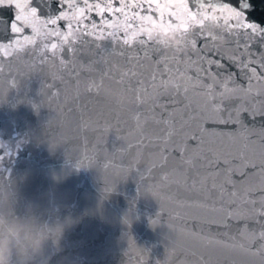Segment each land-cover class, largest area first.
I'll return each instance as SVG.
<instances>
[{"label": "snow or ice", "instance_id": "6c2138e0", "mask_svg": "<svg viewBox=\"0 0 264 264\" xmlns=\"http://www.w3.org/2000/svg\"><path fill=\"white\" fill-rule=\"evenodd\" d=\"M41 4L47 5L46 13ZM0 7L14 9L11 19L0 16V32L10 33L8 42L0 43L3 56H27L29 73L39 76L56 68L61 74H52V78L61 83L62 74L67 73L76 81V99L80 96L81 73L99 68V79H88L84 92L98 95L105 89L106 80L117 85L121 101L127 99L136 109L130 113L133 131L140 133L135 146H142L146 140L155 143L161 166L167 163L172 149L181 153L182 163L191 165L186 159L187 139H174L186 129L191 132L189 138L198 144L207 136L242 139V148L236 153L209 149L202 154L213 174L191 178V187L195 189L200 183L208 187V195L194 203L212 215L201 220V231L193 235L205 248L264 258V132L253 141L242 118L243 113L253 118L264 115V24L247 21L245 10L251 9L250 0H235V4L231 0L207 4L192 0L191 5L188 0L174 4H161L159 0H0ZM217 12L229 14L223 17V23ZM153 13L158 14L159 22ZM209 21L217 25L212 32L205 29ZM27 29L30 35L24 34ZM169 30L177 33L178 44L165 38ZM4 63L0 59V76ZM190 69L194 76L187 75ZM53 87L54 83L45 85L42 79L40 92L43 95L45 88L50 91ZM190 91L200 96L195 107L189 100ZM51 95L58 97L59 92ZM182 102L187 120L177 128L163 116L170 104ZM149 122L163 126L155 140L144 133ZM206 123L239 127L235 132H216L206 129ZM132 147L128 144L121 151ZM136 163L134 160L130 168ZM234 173L241 177L239 181L233 179ZM255 177L262 179L256 183ZM208 179L212 180L210 186ZM229 185L231 190L226 187ZM212 192H217L219 198L214 199ZM212 226L216 232L203 231ZM184 264L211 261L205 252L193 249L185 256ZM224 264H229L227 257Z\"/></svg>", "mask_w": 264, "mask_h": 264}, {"label": "water", "instance_id": "95a60500", "mask_svg": "<svg viewBox=\"0 0 264 264\" xmlns=\"http://www.w3.org/2000/svg\"><path fill=\"white\" fill-rule=\"evenodd\" d=\"M178 2L159 0L161 4ZM188 2L192 4V0ZM231 2L235 4V0ZM250 2L251 9L245 10L247 21L264 24V0ZM40 7L47 12L46 4ZM172 10L177 11L175 7ZM13 14V8L0 7V16L11 19ZM216 15L222 17L223 23V17L229 14ZM153 16L159 22L158 14ZM168 20L166 14L164 23ZM24 34L30 35L31 30ZM9 35L0 32V43H7ZM0 59L5 62L0 76V179L14 181L16 176L20 192L26 198H38L52 187L63 197L76 222L61 241L62 255L76 258L80 264H184L188 252L197 249L209 256L211 264H224L226 257L229 264H264V258L259 256L245 257L227 249L205 248L193 235L201 231V220L212 215L194 203L208 195V187L203 183L195 189L191 187V178L213 174L202 154L209 149L236 153L242 148V139L207 136L198 144L189 138L191 132L186 129L174 139H187L186 159L191 165L182 163L181 153L172 149L167 163L161 166L155 143L146 140L142 146H135L140 133L133 131L130 113L136 109L127 99L121 101L117 85L106 80L105 89L98 95L84 92L88 79H99V68L81 73L80 96L76 99V81L67 73L62 74L61 83L52 78V74H61L56 68L41 76L29 73L27 56L13 59L0 52ZM187 75L194 76V70L190 69ZM42 79L45 85L55 84L50 91L45 88L43 95ZM54 92H59V96L53 97ZM189 100L195 107L200 96L190 91ZM163 118L179 128L187 120L184 103L170 104ZM242 118L251 130V139L258 141L264 132V115L253 118L243 113ZM84 124H88L86 129ZM108 125L111 127L103 131ZM162 127L149 122L144 133L155 140ZM204 127L216 132H235L239 126L206 123ZM128 144L133 147L121 151ZM259 153L257 144V156ZM134 160L138 163L130 168ZM54 174H60L59 178H54ZM165 175L166 180L162 179ZM233 179L239 181L241 177L234 173ZM261 179L255 177L254 181L259 183ZM207 184L210 186L212 180L208 179ZM226 187L231 190L230 185ZM211 195L219 198L217 192ZM153 220L157 223L153 224ZM203 231L216 232L217 228L212 226Z\"/></svg>", "mask_w": 264, "mask_h": 264}, {"label": "clouds", "instance_id": "9594fccd", "mask_svg": "<svg viewBox=\"0 0 264 264\" xmlns=\"http://www.w3.org/2000/svg\"><path fill=\"white\" fill-rule=\"evenodd\" d=\"M216 27L213 21L205 25L208 32ZM165 38L179 43L173 30ZM75 222L54 187L38 198H26L16 176L14 181L0 179V264H80L78 259L62 255L61 241Z\"/></svg>", "mask_w": 264, "mask_h": 264}]
</instances>
